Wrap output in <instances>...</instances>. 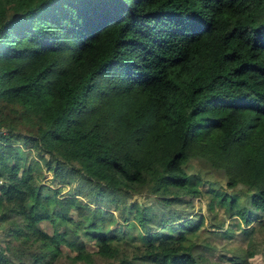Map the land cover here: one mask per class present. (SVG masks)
I'll return each instance as SVG.
<instances>
[{"label":"trees","instance_id":"1","mask_svg":"<svg viewBox=\"0 0 264 264\" xmlns=\"http://www.w3.org/2000/svg\"><path fill=\"white\" fill-rule=\"evenodd\" d=\"M0 102L18 123L0 120V264L62 246L86 264H205L189 240L203 218L157 212L143 189L165 208L210 194L248 240L261 222L264 0H0ZM192 158L232 192L203 190ZM77 179L93 208L82 184L62 193Z\"/></svg>","mask_w":264,"mask_h":264},{"label":"rangeland","instance_id":"2","mask_svg":"<svg viewBox=\"0 0 264 264\" xmlns=\"http://www.w3.org/2000/svg\"><path fill=\"white\" fill-rule=\"evenodd\" d=\"M11 109V108H10ZM7 108L4 102H0V120L8 119L11 121V116L14 118V113L12 110ZM18 123L13 124L12 128H16ZM3 132H6V129H3ZM186 167L188 171L198 172L205 178V182L201 184V188L206 190V188H217L219 186H226V177L224 173L220 170L214 169L200 160L199 158H192L187 164ZM43 182H46L51 187H56L59 185L58 179L53 178L52 171H46V177H43ZM78 184H82L84 189L81 191L78 196L81 199L88 200L89 196L86 195L87 187H90L92 183L88 182L85 179L75 180L72 185H66L62 190L64 196H67V190L71 187L76 188ZM226 189L230 192V188ZM237 193L242 192L244 200H240L241 206L246 208H251L256 212L251 204L248 202V195L244 193V188L242 185L238 186L236 189ZM136 197L142 199L143 202L152 204V207L155 211L159 212L160 210L166 211H178L182 215L190 214L197 221L200 217L203 218V226H201L197 232L189 236V240L195 243L194 252L199 254L203 258L205 264H264V212L261 213V222L257 227H255L252 237L250 240L241 233L242 228L249 227L251 225L245 224L238 215H232L230 211H225L224 208H219L217 204H214V208L211 209L209 203L212 201L210 194H203L202 196H189L186 195L183 198V202H173L172 206L166 207L163 205V201L157 199L156 195L149 193L147 189H143L142 195L137 194ZM191 200V202H188ZM90 202V201H89ZM116 203H106L104 208L113 211L114 214L119 217L121 210L115 207ZM91 208L95 206L94 202H90ZM83 208L78 207L77 205L71 208V215L75 218L79 217ZM260 216V215H259ZM46 228L51 231L50 225L47 223ZM232 229L235 231V236L231 234L223 233V230ZM214 231V232H213ZM0 236L2 237V231L0 230ZM192 242V243H193ZM88 247L91 250H95L97 247L94 244V241H88ZM130 249H127L125 253L131 254L133 251V246L129 245ZM63 254L52 264H86L82 261H71L70 257L74 252L66 246H62ZM70 254V255H69ZM242 254L238 262L234 263L232 256ZM69 255V256H67ZM247 255V256H246ZM245 257V260L242 261V258ZM27 264H33L31 259L27 261ZM42 264V263H40ZM93 264H109L108 260L102 258L94 259Z\"/></svg>","mask_w":264,"mask_h":264},{"label":"crops","instance_id":"3","mask_svg":"<svg viewBox=\"0 0 264 264\" xmlns=\"http://www.w3.org/2000/svg\"><path fill=\"white\" fill-rule=\"evenodd\" d=\"M230 230H231V231H230V234L233 235V236H235V231L232 230V229H230Z\"/></svg>","mask_w":264,"mask_h":264}]
</instances>
